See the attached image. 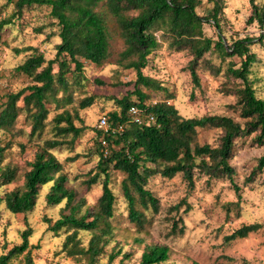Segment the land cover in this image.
<instances>
[{
	"label": "rangeland",
	"instance_id": "1",
	"mask_svg": "<svg viewBox=\"0 0 264 264\" xmlns=\"http://www.w3.org/2000/svg\"><path fill=\"white\" fill-rule=\"evenodd\" d=\"M255 1L264 3V0ZM211 7L210 0H197L195 12L209 17ZM97 9L104 11V6L99 5ZM49 10L45 5H33L23 8L21 14L16 15L13 14L12 3L5 0L0 3V18H11L0 34V109L8 92L31 81L30 77L16 73L13 68L32 50L17 53L16 48L32 46L35 48L33 51L43 53L47 59L55 55V44L59 42L58 27ZM250 14L249 0L246 6L239 8L231 0H224L217 18L226 47L240 37L255 38L250 49L255 53L256 61L250 67L249 78L256 96L264 99V22L259 25L256 20L248 21ZM105 19L110 34L109 57L99 65L80 58L82 73L76 76L75 81L71 72L66 73L72 81L71 100L63 102L58 108L54 104L48 105L47 124L41 136H29L30 121L25 110L19 112L9 131L0 129V137L10 144L2 164L17 167L15 179L0 188V197L4 191L22 185L23 173L28 169L27 162L32 160L42 138L54 135L51 119L55 112L63 108L73 116L77 114L80 119L73 118L76 125L84 124L87 128L73 142L51 151L61 161L67 174V188L74 191L73 203L77 202L78 205L75 215L84 214L87 220L97 209V198L101 193V178L89 186L85 183L95 171L99 155L98 138L95 137L98 119L100 115H107L117 108L115 98L139 88L147 95L146 103L166 100L183 117L219 114L231 116L241 124L245 122L246 118L240 116L236 104V89L241 87V80L227 72L228 66H239L240 58L223 55L211 47L197 60L195 70L199 83L196 84L188 66L193 55L188 48L177 50L171 46L168 35L162 33V27L155 26L153 32L158 44L147 56V64L142 72L155 79L159 87L135 85V70L126 67L127 59L120 57L125 43L119 26L108 12H105ZM202 32L207 37L217 39V29L211 20L202 23ZM53 71H56V65ZM85 96H92L93 102L81 108L79 102ZM130 99L138 101V96L131 94ZM17 105L21 106L22 101L18 100ZM256 133L236 137L233 141L229 162L234 169L233 181L239 187L238 192L225 176L207 179L198 169H194L192 184L182 173L163 177L155 172L147 179L146 187L158 198V209L144 210L137 202L136 207L145 213L143 225H138L127 216V203L121 189L124 174L110 168L109 186L115 196L113 217L107 222L100 220L99 227L93 231L78 230L75 251L68 252V249L62 248L64 237L71 232V228H63L55 233L49 230V223L44 221L47 217L52 223L68 213L64 199L58 204L46 203L45 194L51 183L39 189L34 207L26 213H11L0 200V244L5 243L9 248L19 243L20 231L25 227L26 220L32 228L29 243L38 246L31 249L34 264H89L91 260L88 254L77 252V249L85 248L93 234H102V250L92 264H138L144 247L150 244L168 247V258L158 264H218L228 260L242 264H264V166L256 169L258 158L264 153V144L256 141ZM221 135L222 129L218 127L197 128L195 141L217 146ZM20 144H23L22 148ZM151 166L154 168V165ZM178 203L180 205L176 208ZM173 220L182 226V232H170ZM254 222L261 224L256 231L243 238L224 240V236L234 229ZM106 224L109 228L103 233ZM2 250L0 246V252ZM113 254L114 257L110 258Z\"/></svg>",
	"mask_w": 264,
	"mask_h": 264
},
{
	"label": "trees",
	"instance_id": "2",
	"mask_svg": "<svg viewBox=\"0 0 264 264\" xmlns=\"http://www.w3.org/2000/svg\"><path fill=\"white\" fill-rule=\"evenodd\" d=\"M14 5V13L20 15L23 8L33 5L48 6L50 16L58 27L59 42L55 44V55L46 58L43 53L33 51L32 46L16 48L15 51L32 50L25 59L14 66L16 73L30 77V83L7 93L6 101L0 109V129L9 131L21 110L27 112L30 121L29 136L40 137L47 124L48 105L55 108L63 102L71 100L70 81L66 73L71 72L73 80L82 73L83 63L80 58L96 65L102 64L110 55L109 30L107 28L105 12L110 13L116 20L125 48L120 52L121 59H127L126 67L136 72L135 85L159 87L158 82L143 74L142 69L147 64V56L158 44L153 28L162 27V33L168 35L170 45L179 50L188 48L193 58L189 61L192 79L199 83L195 70L197 60L211 49L220 51L223 55L240 58L238 67L228 66L227 72L234 78L241 80V87L236 89L238 99L236 104L240 116L245 122L234 120L228 115L208 114L202 116L183 117L177 109L166 100L146 103L147 95L139 88L129 91L121 98H115L117 108L108 112L107 119L112 127L122 125L121 131L106 132L97 129L96 138L99 147L95 171L86 180V185L96 183L101 178V193L97 198V209L91 219L86 215L76 216L77 202L73 203L74 191L68 189L66 172L60 160L52 149L69 144L78 137L87 126L76 125L73 118L80 119L77 114L72 115L63 108L52 116L54 135L42 138L37 144L32 160L27 162L28 169L23 173L22 185L3 192L0 200L11 213H26L35 203L39 189L46 183H51L45 194L48 205L58 204L65 200L64 207L68 213L49 223V230L57 233L63 228H71L65 235L63 249L75 251L78 245V230L93 231L99 227V221H108L113 217L115 196L109 186V169L118 170L124 174L121 189L127 203V216L135 224L143 225L145 213L136 207V203L147 210L158 209V198L146 187L147 179L152 173L158 172L163 177H172L182 173L192 184L194 169L204 173L207 179L225 176L233 189L238 192L239 187L233 181L234 169L229 159L233 141L236 137L246 136L257 132L255 139L264 144V99L257 97L249 78L250 67L256 61V55L250 45L255 41L251 36L240 37L225 46L217 15L223 8L224 0H210L209 17L200 16L195 12L197 0H5ZM251 14L248 21L256 20L259 25L264 22V3L249 0ZM103 5L104 11L97 9ZM212 21L217 29V39L203 35L202 23ZM11 22V18H0V34L2 28ZM39 32V31H38ZM50 34V33H49ZM1 37V35H0ZM167 37V36H166ZM72 64V66H71ZM56 65V71H53ZM138 96V101L130 99V95ZM21 100L22 105H17ZM93 102L92 96L83 97L79 106L85 108ZM131 104L136 105L143 115L152 116V120H144L141 124L132 121L127 113ZM218 127L222 129L220 143L210 146L207 143L198 144L195 141L197 128ZM69 137V138H65ZM106 141L107 152L101 139ZM10 146L8 141L0 137V188L12 182L16 177L17 167L9 163L2 164L5 151ZM23 147V144H20ZM198 158V161L196 160ZM74 159V158H72ZM151 165H154L152 168ZM264 166V153L258 158L256 169ZM182 203V202H179ZM175 207H179L180 204ZM261 227L258 222L243 224L224 236L225 241L246 237L250 232ZM108 224L102 232L107 231ZM173 220L171 233L182 232ZM32 228L25 220V227L20 231L21 241L6 248L5 243L0 246V264H34L29 243ZM102 234H93L85 248L77 252L86 253L93 263L96 255L102 250L100 238ZM115 254L110 255L113 258ZM168 247L150 244L144 247L138 264H158L168 258ZM218 264H242L228 260Z\"/></svg>",
	"mask_w": 264,
	"mask_h": 264
},
{
	"label": "built area",
	"instance_id": "3",
	"mask_svg": "<svg viewBox=\"0 0 264 264\" xmlns=\"http://www.w3.org/2000/svg\"><path fill=\"white\" fill-rule=\"evenodd\" d=\"M157 100H151L150 103H155ZM127 113L130 115L132 121L135 123L141 124L144 120H152V116L143 115L141 110L134 104H131L127 108ZM97 127L101 130H103L104 133L106 132H115V131H121L122 125H118L117 127H112L110 122L107 119L106 114H102L99 116ZM101 143L104 146V154L107 152V144L106 141L102 138Z\"/></svg>",
	"mask_w": 264,
	"mask_h": 264
},
{
	"label": "clouds",
	"instance_id": "4",
	"mask_svg": "<svg viewBox=\"0 0 264 264\" xmlns=\"http://www.w3.org/2000/svg\"><path fill=\"white\" fill-rule=\"evenodd\" d=\"M231 2L234 4L236 8L241 7V5H247L248 0H231ZM0 3H3V0H0ZM243 19V16L241 17V20Z\"/></svg>",
	"mask_w": 264,
	"mask_h": 264
}]
</instances>
